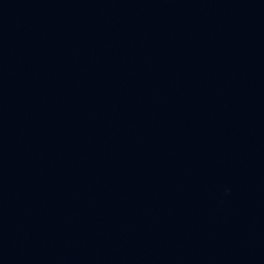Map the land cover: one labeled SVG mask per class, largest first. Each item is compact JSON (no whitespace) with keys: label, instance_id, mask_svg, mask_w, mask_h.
Listing matches in <instances>:
<instances>
[{"label":"water","instance_id":"obj_1","mask_svg":"<svg viewBox=\"0 0 264 264\" xmlns=\"http://www.w3.org/2000/svg\"><path fill=\"white\" fill-rule=\"evenodd\" d=\"M0 264H264V0H0Z\"/></svg>","mask_w":264,"mask_h":264}]
</instances>
